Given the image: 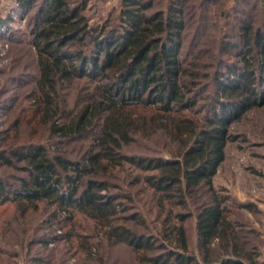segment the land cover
<instances>
[{
    "label": "trees",
    "instance_id": "trees-1",
    "mask_svg": "<svg viewBox=\"0 0 264 264\" xmlns=\"http://www.w3.org/2000/svg\"><path fill=\"white\" fill-rule=\"evenodd\" d=\"M18 1L28 11L36 0ZM120 1V28L90 25L81 13L85 3L47 0L38 13L30 41L39 72L31 113L36 118L28 119L36 124L34 132L42 127L52 137L97 128L95 149L79 160L52 156L46 145L22 139L18 128L25 122L17 121L0 141V164L21 168L28 177H19V188L0 181V203L25 200L20 202L23 213L40 204L51 208L49 220L63 229L53 237L69 243L75 238L89 259L100 264L106 261L107 246L120 243L133 247L140 264H261L255 250L238 242L227 197L217 194L213 176L234 139L229 123L264 103V76L258 74L259 65L264 67V27L242 22L238 41L222 43L223 52L239 48L242 64L216 69L209 81L215 90L212 103L195 109L202 81L198 64H184L180 53L184 0H171L152 15L146 12L149 2ZM85 77L101 80L97 96L62 122L59 85ZM157 133L173 143L168 157L123 151L138 135ZM203 185L211 200L196 214L200 257L190 249L184 222L192 215L188 199ZM123 186L129 192L112 191ZM138 193L154 214L152 234L138 232L121 214L129 208L126 202L137 204ZM136 218L147 225L143 213ZM153 249L159 252L148 253Z\"/></svg>",
    "mask_w": 264,
    "mask_h": 264
},
{
    "label": "rangeland",
    "instance_id": "rangeland-1",
    "mask_svg": "<svg viewBox=\"0 0 264 264\" xmlns=\"http://www.w3.org/2000/svg\"><path fill=\"white\" fill-rule=\"evenodd\" d=\"M68 1L72 6L85 3L81 13L88 17L90 25L120 28V0ZM143 1L150 3L146 10L149 15L167 8L171 2ZM46 2L36 0L27 11L18 0H0V18L6 20L4 25L3 20L0 23V141L4 133L13 131L11 129L17 121L25 122L18 128L22 139L46 145L52 156L61 154L71 160H79L88 151L95 149L93 137L97 134V128L79 136L52 137L42 127L34 132L36 124L28 119L31 115L35 117L31 113L39 75L37 53L30 41L33 38V26L40 18L38 13L45 8ZM183 2L185 29L180 53L184 64L191 61L198 64L197 69L201 74L198 79L202 82L201 89L194 95V101L195 109H202L205 104L213 101L215 90L213 86L209 87V81L216 69H224L228 64H242L240 56L236 55L239 48L223 52L222 43L238 41L239 24L242 22L264 27V0ZM258 74L264 76L262 65H259ZM99 83L101 80L85 77L59 85L56 101L65 114L62 122L68 120L84 102L97 96L96 85ZM228 131L234 139L226 146L224 159L213 176V185L218 195L227 197L226 205L230 219L236 224L238 242L248 250H255L259 254L258 261L264 264V103L246 109L235 117L229 123ZM172 144L162 133L147 137L138 135L132 143L123 147V151L132 155L168 157ZM20 169L0 164V181L19 188V177H28V173ZM128 189L123 186L121 190L112 191L127 192ZM194 193L188 199V210L192 211V215L184 224L190 249L200 256L196 214L202 204L211 200V192L203 185ZM136 198L137 204L133 206L126 202L129 208L121 214L129 218L126 223L138 232L152 234L156 223L152 221L154 214H149L145 209V195L138 193ZM24 201L10 199L0 203V264H100L96 259H89L75 238L69 243L53 237L61 235L63 229L49 220L51 208L40 204L38 208L23 213L20 202ZM140 213L146 215L145 227L138 220L141 218H136ZM65 229L68 230L69 226L66 225ZM45 239H49L48 242L44 243ZM154 241L158 244L157 238ZM217 242L215 240L213 245L217 246ZM156 252L159 250L153 249L148 253ZM39 257L43 262L35 263ZM104 264L140 263L133 247L120 243L107 246Z\"/></svg>",
    "mask_w": 264,
    "mask_h": 264
},
{
    "label": "built area",
    "instance_id": "built-area-1",
    "mask_svg": "<svg viewBox=\"0 0 264 264\" xmlns=\"http://www.w3.org/2000/svg\"><path fill=\"white\" fill-rule=\"evenodd\" d=\"M1 30H4V29H1Z\"/></svg>",
    "mask_w": 264,
    "mask_h": 264
}]
</instances>
